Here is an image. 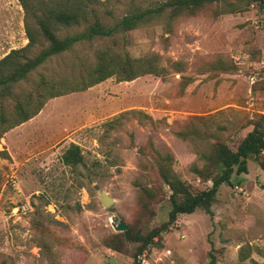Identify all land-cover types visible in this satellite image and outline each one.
Instances as JSON below:
<instances>
[{
  "label": "rangeland",
  "instance_id": "obj_1",
  "mask_svg": "<svg viewBox=\"0 0 264 264\" xmlns=\"http://www.w3.org/2000/svg\"><path fill=\"white\" fill-rule=\"evenodd\" d=\"M100 1L97 17L112 26L165 0ZM26 3V33L35 43L25 56L34 58L49 45L35 14L54 2ZM93 22L50 27L63 39ZM101 50L155 55L165 75L112 77L50 99L3 135L0 151L11 159L0 157V264H264V151L248 160V174L220 187L213 215L180 214L136 259L150 232L169 221L164 174L192 193L210 189L220 172L218 145L236 151L264 118V6L229 0L77 46L0 97V115L11 116L30 96L36 106L49 92L39 88L42 78L74 83ZM72 143L81 147L83 166L62 162ZM100 193L113 205L104 207ZM115 216L125 232L115 230Z\"/></svg>",
  "mask_w": 264,
  "mask_h": 264
},
{
  "label": "trees",
  "instance_id": "obj_2",
  "mask_svg": "<svg viewBox=\"0 0 264 264\" xmlns=\"http://www.w3.org/2000/svg\"><path fill=\"white\" fill-rule=\"evenodd\" d=\"M73 6L70 0H53L52 6L42 11L38 18L40 30L49 41L48 47L42 50L36 57L27 58L25 54L35 43L32 36H28V45L20 50L12 51L11 54L0 60V97H6L14 85L26 80L37 68L46 64L51 58L72 51L77 46L92 43L96 39L114 38L117 34L132 31L144 24L169 14L171 18H177L187 13H195L208 5L227 2L229 0H165L151 7H138L125 15L112 26L101 23L97 17L96 6L100 0H77ZM260 6H264V0H258ZM25 12L28 9L26 0H19ZM73 6V7H72ZM92 16L94 22L84 26L81 32L67 36L63 39L56 36L51 29L52 23L65 26H82ZM28 34V33H27ZM145 75L164 77L165 70L159 65L158 57L153 55L142 58H131L129 55L111 54L107 50H101L97 54L96 62L83 73L77 76L74 83L67 84L66 80L52 83L42 78L39 88L44 91L49 89L48 94L38 95L36 106L30 96L27 101H18L15 111L11 116L0 115V139L11 129L28 122L36 117L43 109L46 101L64 96L68 93L85 91L109 78L116 77L120 82L133 81ZM264 151V118L257 120L254 128L239 144L236 151L225 144H219L216 149V163L220 172L213 179L212 187L208 190L192 193L185 188V183L179 179H169L164 174L166 182L172 191V208L169 221L160 228L154 229L145 238L143 245L136 255V259L153 241L169 227L173 226L180 214H192L198 209L213 215L212 205L216 201L217 193L222 185H231L235 175L248 174V160L258 159ZM0 157L11 159L7 151H0ZM62 162L66 166L76 168L84 165V155L81 147L72 143L62 156ZM264 167V163H261ZM125 234L128 235V232ZM135 259V260H136ZM136 263V261H135ZM210 264H214V260Z\"/></svg>",
  "mask_w": 264,
  "mask_h": 264
},
{
  "label": "crops",
  "instance_id": "obj_3",
  "mask_svg": "<svg viewBox=\"0 0 264 264\" xmlns=\"http://www.w3.org/2000/svg\"><path fill=\"white\" fill-rule=\"evenodd\" d=\"M28 43L23 6L19 0H0V60Z\"/></svg>",
  "mask_w": 264,
  "mask_h": 264
},
{
  "label": "water",
  "instance_id": "obj_4",
  "mask_svg": "<svg viewBox=\"0 0 264 264\" xmlns=\"http://www.w3.org/2000/svg\"><path fill=\"white\" fill-rule=\"evenodd\" d=\"M99 199H100L101 203L103 204V206L106 207V208L110 207L114 203V200L110 196L105 194V193H100L99 194ZM118 220L119 219H118L117 216L113 217L112 218L113 224L115 225V223ZM114 227H115V230L119 231V232H125L128 229L127 225L123 221H119V223L117 225H115Z\"/></svg>",
  "mask_w": 264,
  "mask_h": 264
}]
</instances>
